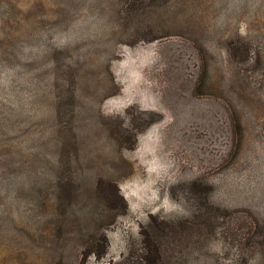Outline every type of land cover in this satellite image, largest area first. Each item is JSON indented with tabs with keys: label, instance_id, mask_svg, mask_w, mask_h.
Returning <instances> with one entry per match:
<instances>
[{
	"label": "rangeland",
	"instance_id": "1",
	"mask_svg": "<svg viewBox=\"0 0 264 264\" xmlns=\"http://www.w3.org/2000/svg\"><path fill=\"white\" fill-rule=\"evenodd\" d=\"M125 7L0 0V264H80L103 235L85 264H144L151 216L192 227L177 264H264L248 232L264 226V0H175L153 23L169 35L135 46Z\"/></svg>",
	"mask_w": 264,
	"mask_h": 264
},
{
	"label": "trees",
	"instance_id": "2",
	"mask_svg": "<svg viewBox=\"0 0 264 264\" xmlns=\"http://www.w3.org/2000/svg\"><path fill=\"white\" fill-rule=\"evenodd\" d=\"M126 5L123 11V21L128 31L129 40L126 41V44L129 46H135L142 42H153L160 38H163L169 35V31H160L154 27V18L158 13V10L165 9L168 10L172 7L175 0H123ZM185 1V0H184ZM229 52L231 60L236 62H244L250 58L252 54V49L250 48V41L246 38L245 40H229ZM207 66H205V72H207ZM112 82L117 88V91L120 89L116 84L115 80L111 78ZM195 93L198 94L200 91L195 88ZM130 111H127L129 113ZM139 116L137 118H131V121L137 122L142 121L144 126H149L154 123L157 118L154 117L151 113L140 110L138 112ZM111 121H116V124L113 126V133L116 136L118 142H128L126 149L133 150L137 145L138 132H133V129L130 128L125 119L116 117L110 118ZM234 122L236 123L237 131H241L242 122L235 118ZM140 124V123H139ZM236 150V149H235ZM234 152V148L232 149ZM231 151V152H232ZM109 184L105 185L104 183L98 182L96 186V194L98 197L102 196L104 199L109 200V196L106 194L105 187L116 188L117 190V181L111 180ZM126 206V203H124ZM127 207V206H126ZM110 210L115 211V218L124 214L121 211H117L119 207H110ZM209 224L215 226L217 219L214 217H209ZM192 227L184 225L179 227L175 222L167 221L160 219L156 216H151L149 223L143 227L141 231L142 235V248L139 254L140 259L144 264H177L178 255H182L184 252L183 245V235L188 233ZM216 228V227H214ZM249 235L252 234V237H259L260 241L255 244L254 248L259 250V248L264 251V226L260 224L257 220L256 223L251 222L250 227L248 228ZM188 236V235H187ZM182 239V240H181ZM91 246H98V243L103 244L101 249H88L83 248L81 251L82 262L80 264H85L86 260L95 255L97 258H101L106 254L108 245L107 238L105 235L98 240V243L87 242ZM188 256L192 255V250L190 247H187L186 253ZM199 264H209L208 262L203 261Z\"/></svg>",
	"mask_w": 264,
	"mask_h": 264
}]
</instances>
